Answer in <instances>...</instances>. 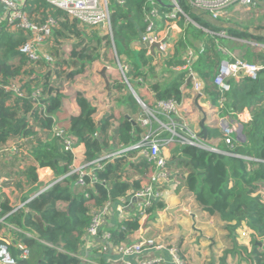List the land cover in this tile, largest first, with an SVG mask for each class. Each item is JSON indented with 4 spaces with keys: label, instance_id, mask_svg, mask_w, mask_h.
Masks as SVG:
<instances>
[{
    "label": "trees",
    "instance_id": "trees-1",
    "mask_svg": "<svg viewBox=\"0 0 264 264\" xmlns=\"http://www.w3.org/2000/svg\"><path fill=\"white\" fill-rule=\"evenodd\" d=\"M176 1L179 10L170 18L172 0H108L111 31L101 34L97 27L81 23L48 0H27L25 11L31 22L43 25L49 19L54 21L47 39L52 43L48 52L51 59L30 60L20 51L32 31L13 29L7 24L1 27L0 82L17 83L22 92L19 95L0 87V147L16 146L15 150L0 152V243L9 245L16 264H84L78 254L92 224L93 211L108 201L129 196L141 186L142 176L154 172V163L147 158L131 159L136 149L104 162L101 168L93 163L103 152L138 143L154 130L156 119L150 125L139 119L144 110L133 91L157 119L168 120L169 115L157 110V105L161 100H183L182 86L189 77L185 68L189 47L198 55L192 68L211 103L235 113L247 109L251 118L243 122L245 140L233 139L231 143L226 142L221 128L207 126L203 142L217 139L216 150L184 142L168 129L160 128L156 136L172 151L166 166L179 178V191L190 193L202 210L223 221L226 250L245 257L249 264H264V67L257 78H228L230 88L223 95L215 83L226 56L264 66V35L244 25H220L216 22L219 18L208 14L212 20L209 19L190 0ZM155 8L160 27L168 20L183 27L174 42V52L159 59L141 45ZM197 41L201 43H194ZM65 42L71 44L69 52L63 49ZM135 43L140 48H135ZM97 60L125 66L124 77L111 81L110 88L125 93L124 103L137 117L119 114L112 108L96 119L97 108L82 92L76 94L80 112L70 114L65 109V84L85 73ZM160 67L172 70L164 83L157 77ZM59 130L85 145L86 161L91 163L92 171L82 176L84 185L78 182L80 174L71 171L74 156L63 148L62 137L56 134ZM38 165L49 166L61 179L31 198L39 187ZM2 187L15 188L20 205L2 193ZM163 208L162 201H154L147 208L144 223L137 211L116 221L109 227L112 242L134 241L133 234L147 227L150 216ZM243 224L255 232L251 248L238 241V229ZM19 243L28 249L26 257ZM178 249L184 264H196L187 258L179 240ZM148 258L151 256L140 257L138 263ZM96 264L125 262L108 260L100 254Z\"/></svg>",
    "mask_w": 264,
    "mask_h": 264
},
{
    "label": "built area",
    "instance_id": "built-area-1",
    "mask_svg": "<svg viewBox=\"0 0 264 264\" xmlns=\"http://www.w3.org/2000/svg\"><path fill=\"white\" fill-rule=\"evenodd\" d=\"M27 0H0V29L3 24L11 26V28L22 27L25 30L32 31V36L27 39L25 43L20 47V51L26 55L30 60H37L41 57L51 59V54L43 50V45L47 43V39L52 33V19L46 24L38 25L31 22L25 11V5ZM173 5L176 4L177 9H174L168 16L174 18L176 11L179 10V4L176 0H172ZM197 8L204 13L209 14L213 18L225 17L229 13L230 7H242L245 11L251 10L257 5V0H190ZM52 5L61 8L67 13L79 20L81 23L98 27L103 26L107 28V32L111 31L110 25V10L108 6V0H48ZM159 18V12L155 8L151 11L149 16V26L147 31L142 37L141 45L145 46L150 54H153L155 50L160 51L161 56H166L171 53L173 42L170 40L167 34L169 30H172L177 23L175 21H166V34L157 24ZM203 51V48L201 49ZM188 54L190 56L185 68L189 70V82L193 91L194 97L198 100L204 101V103L212 106L211 101L207 97L203 82L193 70L192 66L197 60V53L193 48H188ZM108 65L105 64L103 69ZM264 66L260 64L247 62L239 57L226 56L220 66V70L215 78V83L219 86L222 95L230 88L228 78L234 77L239 79L244 76L257 78L259 71ZM123 72H125V66H121ZM103 76V75H102ZM4 86L6 89L13 90L19 95L22 94L19 85L14 83L13 85H3L0 82V87ZM90 101V100H89ZM91 102V101H90ZM96 107V104H93ZM223 104L222 99L220 105ZM143 113L140 116V120L145 125H150L152 119H157L155 112L146 108L143 104ZM157 110L163 111L171 117L173 126H169L171 131L180 137L182 141L200 145L206 148H212L198 138L193 132L187 114V110L183 104L174 100H161L158 102ZM231 116L235 112L230 111ZM238 122L231 116H224L216 121L215 126L221 128L226 134V142L231 143L233 139L242 140V126L243 122H247L242 114L238 113ZM237 133L238 136L235 137ZM57 135L62 137L63 148L66 151H70L73 156V163L71 164V171L78 172L80 174L79 183L84 185L82 176L92 171L91 163L86 161L85 149L79 150L80 144L77 143V139L67 134L62 130H59ZM162 140L158 138L155 132L152 130L146 135L140 142L126 147H119L114 150H108L103 152L98 159L94 161L97 167L101 168L106 161H111L115 157L124 155L128 150H137L136 154L131 157L132 160H138L140 158H147L148 161L154 163V172L141 180V186L133 189L129 196L119 197L117 201H108L106 204L93 211L92 224L88 228L84 243L78 256L81 258L84 264H96L100 254H104L108 251H112L116 255L122 256L124 259H128L131 256L147 255L153 251V256L148 259H144L140 264H154L159 263L164 259L163 254L156 253V250H166L174 264H184L180 258L178 241H172L166 243L163 240H159L157 237L147 236V233L140 231L136 239L130 243L114 244L112 242V233L109 229L110 226L115 225L116 221H121L125 218L135 215L138 212L140 220L148 217L147 208L153 204L154 201H161L162 198V183L169 179L171 172L166 166L167 158L163 154ZM83 144V143H81ZM16 146L8 144L0 147V152L7 150H15ZM216 150V148H213ZM38 173V189L31 194L32 197H36L41 192L45 191L53 183L59 181L61 177L54 174L53 170L49 166H37ZM264 194V192H263ZM20 205V204H19ZM254 231L243 224L238 229V241L251 248ZM27 235L32 236L30 232ZM20 249L23 250L22 256L28 255V249L21 243L17 244ZM99 249V253L96 250ZM238 258V257H237ZM240 259V258H238ZM125 264H131L129 261H124ZM0 264H16L15 258L12 256L9 245L7 243H0ZM245 264H249L245 260Z\"/></svg>",
    "mask_w": 264,
    "mask_h": 264
},
{
    "label": "crops",
    "instance_id": "crops-1",
    "mask_svg": "<svg viewBox=\"0 0 264 264\" xmlns=\"http://www.w3.org/2000/svg\"><path fill=\"white\" fill-rule=\"evenodd\" d=\"M257 2V5L249 11H245L242 7L232 6L229 9L228 15L219 18L216 22H218L220 25L225 26L244 25L248 27L250 31L264 35V15H261L259 17L260 12H264V0H257ZM204 15L212 20V18L208 14L204 13ZM253 15H255L256 17H254ZM160 28L163 31V34L167 30L166 25ZM99 31L101 34L107 33L102 29H99ZM181 32H183V27L179 26L178 24L175 25L172 30H169L168 33L166 32L169 35L168 38H170V40L173 42L172 46H174V42L178 39V35ZM50 43L51 42L46 43L48 45V49H52V43ZM194 43L200 44L201 42L197 41ZM259 46L262 45L259 44ZM134 47L137 49L140 48L137 43L134 44ZM171 52H174L173 47ZM152 55H154L156 59H159L161 57L160 51L158 49L155 50ZM105 64L107 63L100 60L93 62L90 66L87 67V71L85 72L88 73V71H92L91 77L86 78L81 83H78L76 79L72 82H67L64 86V90L68 92L67 89L70 85H76V88H79L77 89L76 94L78 92H82L88 98V100H90L93 104H96V119H100L102 115L110 111L112 108H114L119 114L123 113L126 116L130 115L132 117H137V115L132 114L131 110L126 107V103H124L123 98V95H125V93L112 91L111 88L107 87L108 85L106 83V80L101 74V71L103 70ZM107 65L108 68L106 70V75H109L110 87L111 81H113L115 78H118L120 76L124 77V72L121 69V66L123 65H121L120 63L117 65V67L110 66L109 64ZM171 71L172 70L169 67H160L157 69V72H159L160 74L157 77H159L160 81L164 83L171 77ZM182 89L184 92V98L181 103L187 109L185 110V113L187 114L190 126L193 132L198 136V138L203 141L205 140L204 137H206V133H203V127L206 128L207 126H215L217 119H219L220 117L223 118L224 116H231L229 114L230 111L222 110L219 105L212 104V106H209L208 104L204 103V101H197V99L193 95L191 85L188 81L185 85L182 86ZM133 93L135 94L138 102L141 104V107H143V102L140 96H138L134 91ZM76 94L73 96L70 95L68 97L71 98L70 100L72 101V107L75 108L76 111H71L67 107L65 102V100L67 99V95L63 97V104L65 106V109L70 114H78L80 112V108L76 102ZM116 97H119L120 101L114 104L113 99ZM138 111L140 112V109ZM238 113L242 114L246 120H250L251 118V115L247 109ZM238 113H235L233 116H231L237 122L239 121ZM169 118L167 121L156 119L157 122L154 125L153 131L158 132L160 128H166L171 131L169 126L172 127L173 122ZM234 134L235 137L238 136L237 133ZM217 143V139H211L208 140V143L206 144L214 148ZM84 149L85 145L80 144L79 150ZM162 152L169 161L172 155L170 147L164 145ZM170 172L171 175L169 179L163 181L161 186L163 194L161 201L165 204V208L158 210L155 215L150 216L151 218H149V225L144 229L136 231L133 234V238L136 239L139 234L141 235L140 231H144L147 233V236H155L159 240H163L166 243H171L172 241L179 240L187 258L192 263L196 264H220V261L223 264H245V257L239 256L237 254L234 255L226 250V244L228 240L226 238V231L224 230L223 221L220 220L217 216L211 215L208 212L202 210L200 206L194 201V198L192 197V195H190V193L179 191L178 186L180 185V180L177 175H175V173H173L171 170ZM147 176L148 175L142 176V180ZM136 177L139 178L141 177V175H136ZM1 190L2 193H6L11 197L13 203L18 205L21 203L18 199L19 192L15 188L2 187ZM181 206H183V209L180 208ZM169 209H174V214L170 213ZM146 219L147 217L144 218L141 223H144ZM159 253L163 254L164 256V259L159 262V264H174L170 254L166 250H156V253L154 255H157ZM103 256H105V259L108 260L121 259L124 261H129L131 264H139L138 261L141 257L131 256L128 259H124L122 258V256L116 255L112 251L104 253ZM149 256H153V251L149 254ZM237 257L240 259H238Z\"/></svg>",
    "mask_w": 264,
    "mask_h": 264
},
{
    "label": "rangeland",
    "instance_id": "rangeland-1",
    "mask_svg": "<svg viewBox=\"0 0 264 264\" xmlns=\"http://www.w3.org/2000/svg\"><path fill=\"white\" fill-rule=\"evenodd\" d=\"M258 3V2H257ZM174 9H177V6H176V4H174ZM253 13V12H252ZM254 14V13H253ZM261 15H264V12L263 11H261L260 12V14H259V17L261 16ZM249 16V15H248ZM247 16V17H248ZM254 17H256L255 15H253ZM98 29H102V30H104V31H106L107 32V28L106 27H103V26H98L97 27ZM108 33V32H107ZM47 45V44H46ZM46 45H43V50L45 51V52H50L51 53V49H48L47 47H48V45L46 46ZM70 47H71V44L69 43V42H65L64 43V45H63V49L66 51V52H69V50H70ZM47 50V51H46ZM239 53L238 52H234V55H238ZM239 56V55H238ZM117 67V66H116ZM119 74V73H118ZM91 75H92V71H88V73H85V74H83V75H79V76H77L75 79L77 80V82L78 83H81V82H83L86 78H88V77H91ZM160 74H159V72H157V76H159ZM107 77H108V80H109V75H107ZM110 81V80H109ZM70 85V84H69ZM105 85V84H104ZM77 89H79V88H76V85H74V84H72V85H70L69 87H68V92H66V90H64V92H63V94H64V96L65 95H67V99L65 100V102H66V105H67V107L71 110V111H76V109L75 108H73L72 107V104H71V98H68L70 95L71 96H73V95H75L76 94V91H77ZM120 101V98L119 97H116V98H114L113 99V103L115 104V103H117V102H119ZM95 117L97 118V115H95Z\"/></svg>",
    "mask_w": 264,
    "mask_h": 264
},
{
    "label": "water",
    "instance_id": "water-1",
    "mask_svg": "<svg viewBox=\"0 0 264 264\" xmlns=\"http://www.w3.org/2000/svg\"><path fill=\"white\" fill-rule=\"evenodd\" d=\"M172 6H174L173 4H172ZM106 70H107V67H105L102 71H101V74L103 75V77L105 78V80H106V83H107V87L108 88H110L109 87V80H108V77H107V75H106ZM191 81V78H189L188 79V82H190ZM204 129H203V133L205 134H207V129L205 128V127H203ZM242 128H243V126H242ZM206 134H205V136H206ZM242 140H245V136H244V134L242 133ZM180 208H182L183 209V206H181ZM169 212L170 213H172V214H174V209H169Z\"/></svg>",
    "mask_w": 264,
    "mask_h": 264
}]
</instances>
